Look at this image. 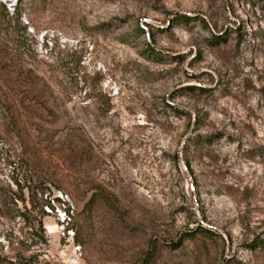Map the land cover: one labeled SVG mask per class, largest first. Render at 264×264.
I'll return each mask as SVG.
<instances>
[{"label": "rangeland", "instance_id": "1", "mask_svg": "<svg viewBox=\"0 0 264 264\" xmlns=\"http://www.w3.org/2000/svg\"><path fill=\"white\" fill-rule=\"evenodd\" d=\"M0 264H264V0H0Z\"/></svg>", "mask_w": 264, "mask_h": 264}, {"label": "trees", "instance_id": "2", "mask_svg": "<svg viewBox=\"0 0 264 264\" xmlns=\"http://www.w3.org/2000/svg\"><path fill=\"white\" fill-rule=\"evenodd\" d=\"M67 212V210H65V213Z\"/></svg>", "mask_w": 264, "mask_h": 264}]
</instances>
